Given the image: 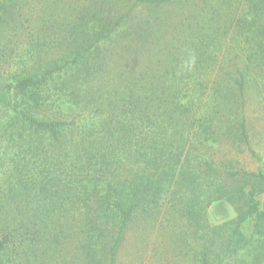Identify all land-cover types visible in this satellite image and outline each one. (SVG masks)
I'll list each match as a JSON object with an SVG mask.
<instances>
[{
    "label": "trees",
    "instance_id": "1",
    "mask_svg": "<svg viewBox=\"0 0 264 264\" xmlns=\"http://www.w3.org/2000/svg\"><path fill=\"white\" fill-rule=\"evenodd\" d=\"M252 93L264 0H0V264H118L132 231L165 264H261Z\"/></svg>",
    "mask_w": 264,
    "mask_h": 264
},
{
    "label": "rangeland",
    "instance_id": "2",
    "mask_svg": "<svg viewBox=\"0 0 264 264\" xmlns=\"http://www.w3.org/2000/svg\"><path fill=\"white\" fill-rule=\"evenodd\" d=\"M255 98V102L252 101V105L248 107V117H249V133L252 142V148L259 157L256 159L248 153L240 154V159L242 164L246 166V170L252 173H257L259 169L264 172V102L261 98L259 101L256 99V94H251ZM260 102V103H259ZM67 111L72 113L74 109L68 107ZM4 115V110L0 108V119ZM256 200L260 203V212L264 209V193L256 195ZM236 217L235 208L226 201L215 202L209 209L207 215L208 227L205 230V234L209 235L211 238H224L226 234L222 233L221 236L214 234V227L222 226L225 223L231 221ZM228 231L227 228H224ZM243 233V238L247 240H252L258 251L256 254L262 253L261 264H264V219L262 217H254L247 221L241 227ZM228 234V233H227ZM249 252L255 253V248H250L249 245H243L240 248L238 254L233 259L227 261L226 264H253L255 260H251L248 257ZM163 254L166 258H171L172 254L163 251L159 245L156 244V238L153 239L150 245H147L146 239L136 236V232L132 231L130 237L128 238L127 244L121 250L119 255L118 264H128L133 257L138 258L139 256L146 257V264H165L163 262ZM188 258L186 257V264H194L192 261V256L196 255L193 251H185ZM254 255V254H253ZM252 255V256H253ZM254 259V258H253Z\"/></svg>",
    "mask_w": 264,
    "mask_h": 264
}]
</instances>
